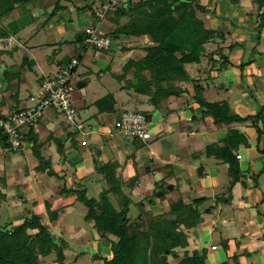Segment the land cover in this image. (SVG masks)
I'll use <instances>...</instances> for the list:
<instances>
[{
  "label": "rangeland",
  "instance_id": "obj_1",
  "mask_svg": "<svg viewBox=\"0 0 264 264\" xmlns=\"http://www.w3.org/2000/svg\"><path fill=\"white\" fill-rule=\"evenodd\" d=\"M5 1L6 0H0V4L3 5ZM54 1L55 4H59L63 8L57 11L55 13V16L64 11H69V21H71V24H74L78 29L81 39L83 36V29L87 26H91L92 24H94V22H91L87 18H85V14H79V9H85L84 13H87L86 17H88L90 16V14L89 12H86V6L89 3H92L91 5L93 9H95L100 6L98 5L99 3L97 1L87 2L84 0ZM76 1L80 2L77 3ZM145 1L147 0H138L136 2L143 3ZM233 1L235 2L237 0ZM44 2L49 3L50 0H44ZM124 2V0H117L118 4L116 6L118 7V10L121 4H123ZM180 2H182V0H180ZM5 4L7 8L2 7L1 10L4 8L3 11L7 9L5 10L7 12L3 13L2 11L0 19V33L3 34L5 33V31L9 32L10 27L8 26H11V24L13 23L11 20L15 18V15H24L26 12L25 8H22L16 0H7V3ZM11 4H13V7L11 6V8H9L8 6H10ZM50 4L54 8V4L49 3V7H51ZM179 4L180 3L177 2V5ZM252 5L254 6V9L251 11H253L254 15H257L258 6L255 3H252ZM48 6H42L41 4L39 10L33 11V14L36 15L34 17H28L31 21L30 25L24 27L20 31H17V33H11L15 35V48L17 49L16 53L1 51L0 62L6 65L8 72L6 74H3V72L0 71V79L3 80L5 84H9V91L13 88L11 81L14 80L17 84L16 88L19 87V99L24 103L31 93L30 89L27 87L28 84L33 85L34 83H39L47 74L54 75L58 71V68L62 65H65L68 60L76 59L78 63L76 65L75 81L76 83H83L84 85L82 87H78V85L76 84V89L73 93V99L74 105L79 114V118L86 126L87 131L91 130V128L99 127V123H96L95 121L96 119H99L98 121L102 122L103 117L101 113L103 109H105L103 110L104 113H109L107 112L106 108H110L109 110H112L110 114H105L110 116L109 118H107V122H109L110 124L107 125L108 128L105 126L99 127V131L94 132V136L92 137L100 138V143L96 146L100 147L101 151L104 152V148H107L110 152V155L118 157L121 154V156H123L121 163H117L121 160L111 162L109 161L107 163V167H113L112 169H114V177L116 181L118 180L120 182L121 191L123 192V195H125V197L128 199L127 205L124 206L127 209V219H139V221L142 222L140 227L142 230H144L147 227L148 220H151L152 217L160 215L168 216L167 210L170 206L169 202H172L176 199L183 201L190 200V202L195 200H202L197 203V209H199L200 212L198 224L194 228L185 231L188 235H190L189 245L188 247H186L190 251H188L186 248H177L174 251L171 249L172 251L170 255L167 256V264H179L180 260L184 257V253L192 255L196 248V242L201 245L202 250L204 251L205 264H214L215 261L213 260V257L216 259L217 264H234L236 260L238 261L242 257L245 260H248L245 257L247 255V250L243 247L250 244L255 245L257 239L251 241L249 236L252 238L254 237V234H252V232H254L256 227L254 225H249V228H245L248 230L243 229V227H239V238H241V245L240 247H238L236 246L235 242L232 244V242L229 240V234L225 230L226 227L222 223L223 213L220 214L217 203L212 202L210 197H201L202 195L197 194L199 178L196 176L192 177L194 174H189V169L187 167L184 168V174L186 173L188 177H185L182 171H180L182 175L173 176L171 175L172 170L168 169V167L165 171L161 170L160 176H162V179H164L163 177H165L164 181L162 179H157L158 177L155 180H151V176L147 174L146 169H142L143 166L141 164V161L139 160L140 158H142L140 155L144 153L154 152L161 158H164L165 156L168 157V155H166L167 149H169L171 146L178 149H181L182 146L186 147L191 142L190 138H188L187 136L181 137L180 133H174L173 135H169L170 139H167L168 135L163 134L160 129H156V131H153L152 127L150 128L151 138L141 144L139 142L134 143L132 140L116 134L111 128L112 126H114V122L119 116L118 115L116 117V113L126 111L139 112L144 116L149 117L152 122L156 117L155 114H157L156 106L158 100H153V94L151 95L152 97L149 96L148 91L150 94V91L155 92L158 87H153V85H151L150 89H147L149 88L147 84L150 81V75L148 71H139L138 66H134L131 68H128V66L125 67L127 62H129L130 60L138 61L143 58L144 51L141 49L140 45L144 46L146 43L140 42L138 44V41H143L144 38L136 39L124 36L119 33H114L115 29L118 26L116 20H119L121 24L123 21H125V19H110L111 17L109 18V13L107 14L108 16H106L105 19H103L99 23L96 22V30L99 36H106L110 39V51H100L99 54L94 57L93 50H85L84 48H79L78 50L80 51V53L77 55L75 44L78 43V41L76 43L71 42L73 33L68 30V24L70 23L67 22V20H63L64 22L61 21L57 24H53L54 27L61 30L62 34H57L56 42L54 45H47L46 37L42 30V25H44L45 27L52 25V19L50 18L52 16L53 10L50 11V8ZM134 6H136V4ZM191 8L196 9L193 5L186 6V9ZM75 9L78 10L76 11ZM75 11L77 12L78 16L83 15V20H79L76 17ZM65 16L66 13L64 14V17ZM201 17V13H199V11L197 13L196 11V18L199 19ZM203 27H205L204 23ZM217 43L218 44L215 45H212L210 43L204 44L203 48L205 52L202 53V57L199 59V63H186L184 65V69L188 67L192 68V70L187 71L190 76H193L195 78H202V74H204V72H207V68L210 65H219V61L223 60L225 54L224 52L228 50L227 48L229 46L227 48L225 47L224 49L221 48V50H219L217 49V45L218 47L220 46V41ZM3 46H7V44L3 43ZM121 47H125L127 49L122 50ZM127 50H134L135 55L127 56L126 54V57L122 58V56L125 55V52L123 51ZM136 50L140 51L137 53ZM210 54H212V57H209ZM179 55V52L175 54L177 58L179 57ZM216 58H218V60H216ZM48 59H51L50 63H48ZM12 63H14V65L16 66L17 72H12L9 70ZM188 74L187 78H185L187 80L182 81L183 83H187V81H189ZM216 81L222 82L219 79H217ZM222 83L224 84V82ZM212 86L213 84L209 86L210 89H214V87ZM3 87L4 85H2L0 89L3 90ZM221 91L223 90H219V92ZM262 95L264 96V91ZM2 104L3 103L1 102V105ZM51 114L57 116V113L52 112ZM197 121H202V119L199 118ZM191 126L193 127V125ZM61 127L67 128L65 125H63V123H58L53 126L54 130L61 129ZM103 127H105V130L102 129ZM185 129L184 131L187 132V130ZM92 137L88 136L86 138L87 141L85 147H79L75 145L73 141L71 143L68 142L67 153L61 150L59 155H61L62 157L66 156L68 153H73L71 154L72 156L79 157L77 154L88 152L90 157L88 165L93 172L92 174H95L100 178H90L87 183L83 184V182H85L86 180V177H88L89 172L88 170H83L81 171L80 175H76L75 167L74 165H72L74 162H71L70 160L69 162H71L72 164L66 161L62 162L63 158L61 160V157L56 156V160V158L51 155L50 157L48 156L50 158L48 159V164L42 165V167L40 168L39 161L34 157L35 160L38 161V165L36 167L34 166L35 169L29 171L32 172L35 176L33 178L34 183H31V185L35 186L33 188H35L36 190L47 187V191L44 192V195H40L41 199L36 198L32 201H26L24 185H20L17 188L10 187V191L9 193L7 192V196L3 194L2 187H4V184L6 183V180L8 178H4V176L14 175L13 170L5 169V175L0 177V227H6V229L16 228V226L12 224V218L14 217L12 216L11 212H14V210L10 209L8 203H11V201L17 202L21 204L23 210V212L21 213L23 215V221L27 218H30L32 214H38L41 219V223L48 226L50 233L52 232L53 234H55L54 236L56 238H58L59 240H63L67 244V247L63 248L64 257L61 263L55 261L57 256L55 254V251H52L47 257L39 256L38 264H105V262L103 261L104 259L110 260L112 258L111 244L117 243L118 238L113 236L112 234L100 232L99 234H101V238L95 232L93 222L85 221V217L87 215V207H85L83 203L76 201L74 199V195H72L68 191L71 189H77V187H79V189H83L86 191V197L88 199H94V201L99 205L101 204L99 202L101 201V195L103 194L106 196V199H108L109 205L115 208V210H120V208L122 207V205H119V203L122 202V198H120V196H116L114 193H106L105 191L109 186H106L104 180L105 177H103V175L100 173L101 169L98 166V161H96V147H94V145L91 144L90 141ZM2 146L4 148L6 145ZM139 146H143V148H140ZM23 147L24 145L22 146V148ZM83 149L84 151L82 152ZM7 151L8 152L4 153L0 152L1 164L5 162L6 157L11 158L13 156L10 151L16 152L12 149ZM174 155L175 154H173V156ZM199 158L201 159L200 156ZM98 159L99 162H102L104 164L105 156H103V153L98 157ZM170 159H172V157ZM191 160V156L187 155L186 161L190 162ZM200 163L203 166L207 165L208 167H211L212 161L205 162L200 160ZM121 164H123V166ZM146 167H148V165H146ZM28 168L30 169L29 165ZM156 168L157 166L153 167V171L157 170ZM1 169L4 171L3 168ZM24 169L26 172V168ZM137 170L139 171V173ZM135 176L138 177V180L135 182V186L129 189V180ZM36 178L42 179L43 181L42 185H40L39 188L36 187ZM188 179V182H190V186L187 183ZM153 180H157V182L154 183ZM153 183L156 185L151 186V184ZM225 183L226 180L224 179L221 184ZM162 184L166 188H168V186H171L173 188L171 191L167 190L165 192L171 196L173 195L174 199L168 198L167 200L165 197L163 200L162 198H160V200H157L154 197V191L162 186ZM164 184H166V186ZM186 185H188L190 189L188 192L184 193L186 189L182 191L181 188L182 186ZM14 189H17V192ZM20 194H22V196H20ZM202 194H209L208 187H206L202 191ZM163 212L166 213L163 214ZM16 213L18 212H14L15 215ZM48 213H57V220L51 222L49 220ZM236 213L237 212L235 211V213L228 215L229 217H232L233 221L240 226L238 220H242L243 217L236 215ZM221 223L223 226L222 228H219L218 224ZM208 227L210 228V230H212V232L208 229ZM93 234H95L94 240H92ZM191 236L196 241L193 240ZM211 244H215L219 248L216 253H213V256L210 255L211 253H209V249L211 251H216L217 247L213 249ZM232 246H235L236 248H233ZM87 248H91L94 253H97V256H100V258L103 260H95V258L91 254L85 251L87 250ZM146 256L148 257H146V259L148 260L147 264H156L150 260L151 257L153 258V255L149 251H147ZM249 257L252 258L251 256ZM138 262V264H146L143 260H139Z\"/></svg>",
  "mask_w": 264,
  "mask_h": 264
},
{
  "label": "crops",
  "instance_id": "obj_2",
  "mask_svg": "<svg viewBox=\"0 0 264 264\" xmlns=\"http://www.w3.org/2000/svg\"><path fill=\"white\" fill-rule=\"evenodd\" d=\"M32 1L33 0H28L26 3L20 4L22 8H25L26 12L24 15H15V18L11 20L13 23L11 22V26H8L10 27L9 32L5 31V37L0 39V51L16 53L17 49L15 48V35L11 33H17V31H20L24 27L30 25L31 21L28 17H34L36 14H33V11L39 10L41 4L42 6H48L49 3L55 5L54 0H50L49 3L44 2V0ZM124 1V3H126L127 0ZM133 1V4H136V1L138 0ZM76 2L78 3L80 1ZM182 2H186L187 6L193 5L196 7V5H199L205 9V11L199 12L202 15L199 20L204 23L205 29L216 30V39H214V41L210 44L215 45L220 41V46L218 47L217 45V49L219 50H221V48L224 49L225 47L227 48L229 46L227 48L228 50L224 52V56L227 57L228 64L226 66L222 65L221 60L219 61L218 66L210 65L207 68V72H204V74H202V78H195L193 76H190L187 71L192 70V68L188 67L184 69L188 74L189 81H187V83H174L180 91L171 90L170 96L168 98H164L163 100L161 99V101L157 103V114H155L156 117L154 118L153 122L149 118V121L151 122L149 129L152 127L153 131H156V129H160L163 134L168 135L167 139H170L169 135L180 133L181 137L187 136L188 138H190L191 142L186 147L182 146L181 149L173 148V146H171L166 151V155H168V157L170 156L169 158L167 156L161 158L154 152H150L142 154L143 156L140 155L142 158L139 157V160L141 161V164L143 166L142 169H146L147 174L151 176V180H155L157 177V179H162V176H160L161 170L165 171L167 170V167L168 169L172 170L171 175L173 176L182 175L180 173V171H182L183 175L185 177H188L186 173L184 174V168L187 167L189 169V174H194L192 177L196 176L199 178L197 194L202 195L201 197H210L212 202L217 203L220 214L223 213L222 223L226 227L225 230L229 234V240L232 242V244L235 242L236 246L240 247V228H249V225H254L256 227L254 232H252V234H254V237L252 238L249 236L251 241L257 239L255 245L250 244L243 247L247 250V255L245 257L248 260H245L242 257L240 258V260L235 261L234 264H264V136L258 139L256 129L251 127L249 122L244 124L226 125L218 122L216 119L210 116L202 117L203 109L199 104L195 103L192 100V97L194 95L193 84H198L201 87V96L205 102L209 104L225 102L228 105L231 114L233 115L235 114L240 117H246L248 115H254L260 110V108H264V96L262 95L264 91V34L263 32L261 34H258V32H256L255 30V28L257 27V15H254L253 11H251L254 9L252 1L239 0L234 2L233 0H182ZM117 4L118 3L116 0V5ZM98 5H100V3ZM175 5H177V3ZM126 7L127 5L124 4V8ZM49 8L50 11L53 10L52 6ZM75 10L77 11L78 9ZM117 11L118 7L116 6V10L114 12L116 13ZM68 12L64 11L62 13H59L57 16H51L50 19H52V25L50 26L45 27L41 24L42 30L46 37L47 45H54L56 42L57 34H62L60 29L54 27V23L57 24L61 21L64 22L63 20H67V22L71 23V21H69ZM65 13L66 16L64 17ZM78 13L80 14V11ZM75 14L79 20H83V15L78 16L77 12ZM85 18H87L91 22H94L92 15L88 17L85 16ZM74 36L75 35L73 33V38L71 39L72 43H76V41L74 40ZM140 42H138V44ZM3 43L7 44V49H3ZM121 49L123 50V47H121ZM126 49L127 48L124 47V50ZM76 50L79 51L77 48ZM128 51L129 50L123 51L125 52V55H123L122 58L126 57V54L127 56L135 55L134 50H130L129 52ZM139 51H137V53ZM94 57L96 56L94 55ZM216 60H218V58H216ZM50 62L51 59H48V63ZM9 70L12 72H17V68L14 63L11 64ZM0 71H3L4 74L8 72L6 65L2 62H0ZM217 79L224 82V84L222 82H217ZM11 83L13 85V88L9 91V84H5V82L0 79V88L2 87V85L5 86L3 90L0 89V118L18 111L20 108H23L27 104V100L24 103L20 101V91L19 87L16 88V82L12 80ZM36 84L37 83H34L33 85H27V87L30 89V92H33V88L36 86ZM211 84H213L212 87H214V89H210L209 86H211ZM219 90H223L221 91L222 93L219 92ZM172 91L177 92V94H171ZM1 102L3 103L2 105ZM109 109L110 108H106L107 112L109 113H104L103 110L105 109L102 110V122L98 121L99 119H96L95 122L99 123V127H107V125H110L109 122H107V118H109L110 116L105 115L112 112V110ZM51 113V111H48L46 113L44 119L40 122L36 131L30 129L32 130L34 136L37 137V140L41 145V156L45 160H47V162L49 161L48 159H50L49 157L51 155L54 156L56 160L57 157H61V155H59L61 150L67 153L68 142L71 143L73 141L75 145L79 147H85L86 144L82 145L81 142L84 140L87 141L86 138L88 136L92 137L94 136V132L99 131V127H95L89 130L91 131V133L88 136H74V134H72V132L65 127L54 130L53 126L62 122H60L61 120L59 117ZM121 113H116V117ZM199 118H201L202 121H197ZM191 125H193V127ZM105 127H103L102 129H104ZM111 128L113 129V126ZM258 128L262 130L261 123H258ZM184 129L187 130V132H185ZM230 129H235L239 133L243 134L247 139V144L239 145L236 151L233 152V155L235 156V159L237 160L239 166L240 179L239 182L235 183V185L231 189V200L228 201L227 204L223 205L222 203H219L220 201L217 200V196L222 194L223 197H225L226 195H224V192L229 189L231 177L228 174V166L227 164L222 163L214 157L207 156L206 146L211 144L223 146ZM30 130L25 131V138H27V134ZM25 138L23 144L24 147L21 150L16 152L10 151L13 156L11 158L6 157L3 164H1L0 162V177L5 175V169L13 170L14 175L4 176V178H8L6 180V183L4 184V187H2L3 194L7 196V192L9 193L10 187L17 188L20 185H24L25 199L26 201H32L36 198H40V195H44V192L47 191V187L36 190L35 188H33L35 186L31 185V183H34L33 178L35 176L32 172L29 171L35 169L34 166L36 167L38 165V161L35 160L33 156L32 143L27 141V139ZM54 140H57L62 144L59 151L56 148ZM90 141L91 144L96 147V152H98L96 153V161H98V163V157L102 153L103 156H105L104 165L109 161L111 162L121 160L117 162L118 164L119 162H122L123 156H121V154L120 156L115 157L113 155H110V152L107 148H104L103 152L101 151L100 147L96 146L100 143V138L92 137ZM3 149L4 151L2 150L0 152L4 153L8 152L7 150H10L8 148L6 149V146ZM83 151L84 149L82 150V152ZM71 154L68 153L66 156H62L61 160L63 158L64 161L62 160V162H69V160L71 162H74L73 164L71 162L69 163L74 165L76 175H80L81 171L83 170H88V177H86V180L85 182H83V184L87 183L90 178L97 177V175L92 174L93 172L88 165V161H90L88 152L77 154L80 158L72 156ZM173 154L175 155L173 156ZM187 155L191 156L192 158L190 162L186 161ZM204 155L205 158L203 157ZM199 156L201 157V159L199 158ZM171 157L172 159H170ZM200 160L205 162L212 161L211 167H208L207 165L203 166L200 163ZM215 161H218L220 163ZM28 165L30 166V169L28 168ZM121 165L123 166V164ZM146 165H148V167H146ZM156 166L157 170L153 171V167ZM1 168H3L4 171ZM24 168H26V172ZM220 168L222 171L220 170ZM163 178L165 179V177ZM164 179L162 180L164 181ZM224 179L226 180V183L221 184ZM154 180L153 182L156 183L157 180ZM188 181L189 179L187 180V183L190 186V182ZM42 182V179L36 178V187L39 188V186L42 185ZM154 183L151 184V186L155 185ZM243 183L245 187L242 185ZM188 185L182 186V188L180 187L182 191L186 189L184 193L189 191L190 188L188 187ZM206 187H208L209 194L203 195L202 191ZM14 190H16L17 192V189ZM20 196H22V194H20ZM165 197L167 200L168 198L174 199L173 195L171 196L167 194L166 196L162 197V200ZM74 199L76 200L75 196ZM174 201L169 202V204L171 205ZM186 202H190V200H187ZM8 204L10 206V209H13L14 212H18L16 213V215L14 214V212H11L12 216L14 217L12 218V224H14V226L21 224L23 222V215L21 214L23 210L21 204L12 201ZM235 211L237 212L236 215L243 217L242 220H238L240 226L233 221L232 217H229L228 215L235 213ZM222 223L220 224L221 228L223 226ZM208 229L210 230L209 227ZM210 231L212 232V230ZM94 236L95 234H93L92 240H94ZM191 238L193 239L192 236ZM196 243L197 244L195 251H197L198 248L202 249L201 245L198 242ZM211 246L216 245L211 244ZM232 247L236 248L235 246ZM88 249L91 248H87V250ZM186 249L190 251L188 248ZM87 250L85 251L87 252ZM218 250V247L216 251H211L209 249V253H211L210 255L213 256V253H216ZM91 255L94 257V255L97 256V253H94V251L92 250ZM249 256H251L252 258H250ZM213 260L215 261L214 264H217L214 257Z\"/></svg>",
  "mask_w": 264,
  "mask_h": 264
},
{
  "label": "trees",
  "instance_id": "obj_3",
  "mask_svg": "<svg viewBox=\"0 0 264 264\" xmlns=\"http://www.w3.org/2000/svg\"><path fill=\"white\" fill-rule=\"evenodd\" d=\"M16 1L18 4H24L28 0ZM84 1L104 3V0ZM251 1L258 6L257 27L255 30L258 34L262 32L264 34V0ZM133 2V0H127L126 3L121 4L118 12L115 14L114 11L110 12L109 18L125 19L121 24L119 20H116L118 26L114 33L136 39L144 38L141 42L146 44L144 46L140 45L144 51L143 58L138 61L130 60L125 67L138 66L139 71H148L150 81L147 84L149 87L147 89H150L151 85L158 87L155 92L150 91L149 94L148 91V95L153 94L152 99L159 102L161 99L168 98L171 90H179L174 83L187 80L185 79L187 74L184 65L186 63H199L202 53L205 52L204 44L211 43L216 39V30L205 29L202 21L196 18V11H205L199 5H196V9H186L187 4L180 2V0H147L143 3L137 2L136 6ZM177 2L180 4L175 5ZM5 3H7V0ZM5 3H3L4 6L0 4V19L3 9L7 8ZM91 4L89 3L86 6V12H89L90 16L95 11ZM124 4L127 5L126 8H124ZM11 6L13 7V4L8 7L11 8ZM2 7L4 8L1 10ZM60 9L63 8L59 4H55L52 16ZM5 10L3 13L7 12ZM84 10L79 9L81 14L87 16ZM3 37H5V34L0 33V39ZM178 52L180 55L177 58L175 54ZM209 57H212V54ZM221 64L224 66L228 64L227 57L224 56ZM193 86L194 96L192 100L203 109L202 117L210 116L226 125L249 122L250 126L256 129L258 139L264 136L263 107L254 115L246 117L233 115L225 102L217 104L205 102L201 96L200 85L193 84ZM258 123H261L262 130L258 128ZM25 139L32 143V153L39 161V167L47 165V160L40 154L41 145L32 130L28 132ZM54 141L59 151L62 144L57 140ZM242 144H247L246 137L235 129H230L223 146L216 144L206 146L207 156L214 157L228 166V174L231 177L229 189L224 192L225 197L222 194L217 196V200L223 205L231 200V189L240 179L239 166L233 152ZM139 147L143 148V146ZM107 166L108 164H103L100 171L105 177L106 186H109L105 191L122 198V202L119 203L120 206L122 205L120 210H115L109 205L108 199L103 194L99 205L94 199H88L86 191L79 189V187L68 190L75 196L76 201L87 207L85 221L93 222L94 230L101 238L100 232L109 233L118 238L117 243L111 244L112 258L110 260H103L94 255L95 260H103L105 264H138L139 260H143L147 264L146 254L149 251L153 255V258H150L153 263L167 264V256L170 255L172 250L188 247L189 235L185 231L194 228L198 224L200 212L197 209V203L202 200L186 202L176 199L168 207L169 217L162 215L152 217L151 220H148L147 227L142 230L140 227L142 222L139 219H127V209L124 206L127 205L128 199L121 191L120 182L116 181L114 177L113 167L109 168ZM242 185L245 187L244 183ZM165 191H167V188L162 184L154 191V197L156 199L164 197L167 194ZM48 216L51 222L56 221L58 218L57 213H48ZM66 247L67 244L63 240L56 238L50 233L48 226L41 223L38 214H32L30 218L24 220L21 225L16 226L14 229L0 227V264H38L39 256L47 257L52 251H55L57 256L55 261L61 263L64 257L63 248ZM179 264H205L204 251L202 256L198 251H194L192 255L184 253V257Z\"/></svg>",
  "mask_w": 264,
  "mask_h": 264
},
{
  "label": "built area",
  "instance_id": "obj_4",
  "mask_svg": "<svg viewBox=\"0 0 264 264\" xmlns=\"http://www.w3.org/2000/svg\"><path fill=\"white\" fill-rule=\"evenodd\" d=\"M116 10V0H104L92 15L95 24L83 29L80 39V48L91 49L97 56L100 51L109 52L111 41L108 37L99 36L96 24L106 18L107 14ZM97 22V23H96ZM3 49H7L6 46ZM76 59H70L65 65L58 68L54 75H46L33 88L28 96L27 104L18 111L0 118V151L3 144L6 149L14 151L22 148L24 133L27 130H37L48 111L57 113L63 125L74 136H88L86 126L80 120L74 105L73 93L76 89ZM117 133L133 142L144 143L150 139L147 117L139 112H122L114 122ZM82 145L86 141L81 142ZM216 246H212L215 249Z\"/></svg>",
  "mask_w": 264,
  "mask_h": 264
},
{
  "label": "water",
  "instance_id": "obj_5",
  "mask_svg": "<svg viewBox=\"0 0 264 264\" xmlns=\"http://www.w3.org/2000/svg\"><path fill=\"white\" fill-rule=\"evenodd\" d=\"M68 30H70L71 32L74 33V35H75V36H74V40L77 42L78 39H79L80 34H79V32L77 31V29L74 27V25L71 24V23L68 24ZM79 47H80V45H79V43H77V44H76V48L79 49ZM77 54H79V51H77ZM1 72H3V71H1ZM3 74H4V73H3ZM77 85H78V87H82L84 84H83V83H78ZM4 88H5V86L3 87V89H4ZM172 93H173V94H177V92H175V91H172L171 94H172ZM96 153H98V152H96ZM203 157L205 158V155H204ZM98 166H99L100 169L103 167V165H102L101 162L98 163ZM136 180H137V176H135V177H133L132 179L129 180V183H128V188H129V189H130V188H133V187L135 186V182H136ZM167 190L171 191V190H172V187H171V186H168ZM218 227H219V228L221 227L220 224H218ZM197 251H198V253L200 254V256L203 255V251H202L201 248H198ZM87 252H89V253L92 254V250H91V249H88Z\"/></svg>",
  "mask_w": 264,
  "mask_h": 264
},
{
  "label": "bare ground",
  "instance_id": "obj_6",
  "mask_svg": "<svg viewBox=\"0 0 264 264\" xmlns=\"http://www.w3.org/2000/svg\"><path fill=\"white\" fill-rule=\"evenodd\" d=\"M147 120H148V117H147ZM148 123H149V127H150V123L151 122L149 120H148ZM113 130H114V132H116V134H118L117 131H116V129H114V126H113ZM149 134H150V129H149Z\"/></svg>",
  "mask_w": 264,
  "mask_h": 264
},
{
  "label": "clouds",
  "instance_id": "obj_7",
  "mask_svg": "<svg viewBox=\"0 0 264 264\" xmlns=\"http://www.w3.org/2000/svg\"><path fill=\"white\" fill-rule=\"evenodd\" d=\"M79 39H80V37H79ZM79 39H78V41H79ZM79 45H80V42H79Z\"/></svg>",
  "mask_w": 264,
  "mask_h": 264
},
{
  "label": "flooded vegetation",
  "instance_id": "obj_8",
  "mask_svg": "<svg viewBox=\"0 0 264 264\" xmlns=\"http://www.w3.org/2000/svg\"><path fill=\"white\" fill-rule=\"evenodd\" d=\"M80 37V36H79Z\"/></svg>",
  "mask_w": 264,
  "mask_h": 264
}]
</instances>
